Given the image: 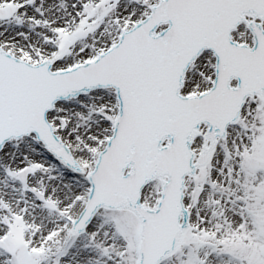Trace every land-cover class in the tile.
I'll use <instances>...</instances> for the list:
<instances>
[{
  "label": "snow or ice",
  "instance_id": "1",
  "mask_svg": "<svg viewBox=\"0 0 264 264\" xmlns=\"http://www.w3.org/2000/svg\"><path fill=\"white\" fill-rule=\"evenodd\" d=\"M0 264H264V0H0Z\"/></svg>",
  "mask_w": 264,
  "mask_h": 264
}]
</instances>
